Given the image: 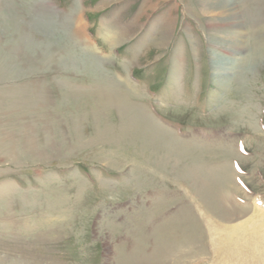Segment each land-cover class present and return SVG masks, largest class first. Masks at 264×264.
Wrapping results in <instances>:
<instances>
[{"label":"rangeland","instance_id":"374dc122","mask_svg":"<svg viewBox=\"0 0 264 264\" xmlns=\"http://www.w3.org/2000/svg\"><path fill=\"white\" fill-rule=\"evenodd\" d=\"M226 1L241 46L199 0H0V264H264V0Z\"/></svg>","mask_w":264,"mask_h":264},{"label":"bare ground","instance_id":"6f19581e","mask_svg":"<svg viewBox=\"0 0 264 264\" xmlns=\"http://www.w3.org/2000/svg\"><path fill=\"white\" fill-rule=\"evenodd\" d=\"M199 3H200V8L202 10V12L206 15H209L211 16L209 22L211 25H215L216 26L218 25L219 27V30L218 32H216L215 34H219L220 31H224L223 34L225 33L228 37V41H232L231 45H233L234 43L239 46L240 45V38H241V33L238 32V31H227L225 32V28L228 27V26H233V24H235V22H237V6L235 5H231L229 2H227L226 0H199ZM239 4V3H238ZM246 9V8H245ZM246 11V10H244ZM201 12V13H202ZM239 17V16H238ZM79 22V30L83 29L84 28V24L82 21H78ZM208 22V23H209ZM238 23V22H237ZM209 25V26H211ZM215 28V27H214ZM84 32V31H83ZM214 34V35H215ZM262 36V35H261ZM106 37V36H105ZM111 37V36H110ZM85 38L87 40V44L88 45H93V43L86 37L85 35ZM110 38L107 37L105 40H109ZM115 38H113L114 40ZM264 40V39H263ZM257 42V41H256ZM229 45L228 48H232V46ZM241 46V45H240ZM238 48V47H237ZM237 48H234L236 50H233V57L234 58H237L236 55H238V52H237ZM242 50V49H241ZM240 50V52H241ZM260 52V51H259ZM241 60V59H240ZM239 62V61H238ZM239 79V78H238ZM241 81V80H240ZM120 83L122 84V87L119 88L118 90L120 91H116L115 93L117 94V96L119 98H124L123 96H125L126 94L127 95H136V91L133 89V87L126 81H122L120 80ZM124 91V95H122V92ZM118 99V98H117ZM135 110V114H133V117L134 118H138V121L139 123L146 129V132L147 133H150L152 134V132L154 133H158L160 135H166V136H170L169 135V130L165 129V128H162L161 125H159V123H157V121L155 119L152 118V116L149 114V112L146 110V108L144 107H139L137 105H134L132 106ZM140 119L142 120V122L140 121ZM171 137V136H170ZM177 140V139H176ZM178 144V142H177ZM181 144V143H180ZM178 147V146H177ZM193 147V146H192ZM191 149V148H190ZM231 172V171H230ZM227 203V202H226ZM231 204V203H230ZM229 205V204H228ZM255 214V213H254ZM259 218V217H258ZM257 219V218H256ZM256 223V222H255ZM254 224V223H252ZM251 224V225H252ZM249 225V224H248ZM259 225V224H258ZM257 227V226H255ZM260 227V226H259ZM251 229V228H250ZM259 229V228H258ZM244 230V229H242ZM257 232L254 234V236L256 237H260L259 236V231L256 230ZM246 232V230H245ZM254 232V231H252ZM250 233V232H249ZM229 235V234H228ZM248 235V234H247ZM246 235V236H247ZM245 237V236H244ZM255 238V237H254ZM261 238V237H260ZM244 239V238H243ZM256 239V238H255ZM254 239V240H255ZM259 239V238H258ZM250 240V239H249ZM261 240V239H260ZM239 242V241H238ZM240 243V242H239ZM260 243V242H259ZM258 243V244H259ZM262 244V243H261ZM243 245V244H241ZM240 246V245H238ZM264 246V245H263ZM236 249V248H235ZM237 249L239 251H241L239 249V247H237ZM236 249V250H237ZM264 249V248H263ZM237 250V251H238ZM238 251V252H239ZM260 252H261V249H260ZM233 253H236V252H233ZM241 254V252H240ZM262 254V253H261ZM260 254V255H261ZM234 254H232L231 256L233 257ZM235 256V255H234ZM263 256V255H261ZM230 259V258H229ZM227 260V259H226ZM224 260V261H226ZM232 259H230L231 261ZM237 259H235L236 261ZM243 260V259H242ZM257 260V259H256ZM264 260V259H262ZM228 262V260H227ZM227 262H225L227 264ZM233 262V261H232ZM260 262V261H259ZM231 263V262H229ZM233 264V263H232ZM239 264V263H237Z\"/></svg>","mask_w":264,"mask_h":264}]
</instances>
